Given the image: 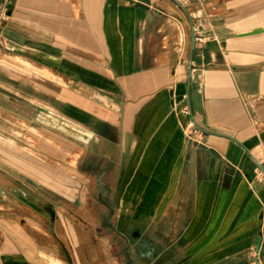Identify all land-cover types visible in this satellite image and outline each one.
I'll list each match as a JSON object with an SVG mask.
<instances>
[{"label": "crops", "instance_id": "0c3cea01", "mask_svg": "<svg viewBox=\"0 0 264 264\" xmlns=\"http://www.w3.org/2000/svg\"><path fill=\"white\" fill-rule=\"evenodd\" d=\"M192 4L10 1L0 48L19 72L6 64L2 74L19 79L9 86L35 87L33 113L50 116V126L60 75L95 92L67 101L110 128L98 136L116 143V170L150 173L139 201L152 206L129 234L104 235L89 215L76 218L43 194L59 192L36 175L0 165L15 177L0 181V264H251L250 254L264 264V0ZM194 24L209 28L203 39H194ZM6 98L0 92L3 117ZM189 118L192 139L182 131ZM2 123L0 161L28 176Z\"/></svg>", "mask_w": 264, "mask_h": 264}, {"label": "rangeland", "instance_id": "374dc122", "mask_svg": "<svg viewBox=\"0 0 264 264\" xmlns=\"http://www.w3.org/2000/svg\"><path fill=\"white\" fill-rule=\"evenodd\" d=\"M171 1L150 0V3L158 5L159 2L170 3ZM180 1L190 4V11L194 9L192 4L194 0ZM204 2L209 4V0ZM0 40L3 42L2 36ZM6 56L7 54L0 48V78L4 80L2 82L0 79V83L4 85V87L0 86V92L7 97L6 100L11 99L9 102L11 105L8 104L11 108L4 111V117L0 116V121L4 122L2 133L10 137L13 150L18 149L12 153L16 164L21 163L28 169L27 174L36 175L45 185L58 191L59 194L54 191L48 192L45 187L42 189L43 194L57 199L70 209H75L76 218L82 214L86 217L89 215L97 222L96 228L104 235L115 234V228L129 234L132 227L143 223L144 211L152 206L139 201L140 195L147 191V188L139 187L140 180L146 181L150 173L116 170L115 167L118 166L115 163L120 158L116 154V143L114 140L110 141L98 136V132L110 131V128L96 122L93 114L86 112L79 105L72 106L67 101L70 98V100H76L75 104L82 103L81 98L95 96V92L82 87L81 82L77 80L75 87H68L67 77L60 75L59 87H57L58 107H53L58 111V122L50 126L48 124L50 116L46 117L43 114V118H36L33 113L34 103L29 100V97L33 99L31 92H34L35 87L9 86L10 81L18 82L19 77L17 74L3 75L2 73L7 71L4 65H10L12 69L9 71L12 73H18L19 69L18 63L6 62ZM21 77L25 79L24 76ZM26 79L28 84L33 83L30 77ZM47 81L43 77L42 83L45 84ZM37 92L39 96L42 95V104L50 106L52 99L50 94L44 91L41 93L39 90ZM42 109L45 111V106ZM55 118L53 116V120ZM189 129L186 122L182 131L190 137L189 139H192L194 132L189 133ZM126 161L127 158L124 157V162ZM5 162L1 160L0 165L10 169L16 177L31 180L29 174L25 176L21 172L12 170ZM7 175L10 176L8 172H2L0 169V181ZM10 178L15 179L13 176ZM125 184L128 186L123 187ZM155 192L156 196L159 195L157 191ZM67 198H73V204L67 203ZM118 201L119 204H116ZM119 237L117 235L115 238L117 242L122 238V243H126L125 236ZM111 238L114 239L113 236ZM254 257L258 259V254L249 255L251 264H257Z\"/></svg>", "mask_w": 264, "mask_h": 264}, {"label": "built area", "instance_id": "2783aa9c", "mask_svg": "<svg viewBox=\"0 0 264 264\" xmlns=\"http://www.w3.org/2000/svg\"><path fill=\"white\" fill-rule=\"evenodd\" d=\"M11 0H0V34L2 32V26L5 22V19L8 14L9 4ZM209 28L203 27L201 24H194L193 25V37L195 40H201L203 37L208 33ZM181 111L188 114L190 112V107L187 103H183L181 106ZM187 127H189V133L195 130V123L194 120L188 119ZM259 165L264 167V157L260 158ZM260 166V171L263 172L264 170Z\"/></svg>", "mask_w": 264, "mask_h": 264}, {"label": "water", "instance_id": "95a60500", "mask_svg": "<svg viewBox=\"0 0 264 264\" xmlns=\"http://www.w3.org/2000/svg\"><path fill=\"white\" fill-rule=\"evenodd\" d=\"M259 162V161H258ZM261 166V165H260ZM261 168L264 170V167L263 166H261Z\"/></svg>", "mask_w": 264, "mask_h": 264}]
</instances>
